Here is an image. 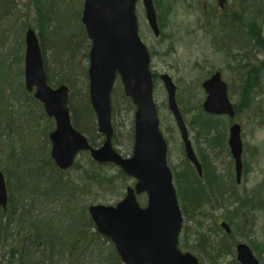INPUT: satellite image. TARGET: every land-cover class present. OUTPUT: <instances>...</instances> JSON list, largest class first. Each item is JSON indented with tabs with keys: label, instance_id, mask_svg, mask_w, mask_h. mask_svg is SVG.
Returning a JSON list of instances; mask_svg holds the SVG:
<instances>
[{
	"label": "rangeland",
	"instance_id": "1",
	"mask_svg": "<svg viewBox=\"0 0 264 264\" xmlns=\"http://www.w3.org/2000/svg\"><path fill=\"white\" fill-rule=\"evenodd\" d=\"M153 5L158 35L141 0L136 8L183 216L179 247L201 264H239L236 246L244 243L264 264V0H227L222 13L216 0H153ZM83 9L84 0H0V171L7 187L6 205H0V264H123L110 240L95 230L88 208L123 200L134 179L93 160L89 151L73 167L58 168L49 138L55 123L25 83L26 39L32 30L48 84L69 90L73 125L94 149L104 144L88 96L91 40ZM255 66L256 84L242 86L240 73L246 78ZM210 70L222 72L234 104L242 97L245 102V115L237 121L240 182L226 146L229 120L203 110L202 83ZM163 76L175 87L197 164L186 156ZM112 92L111 143L128 156L136 109L120 82Z\"/></svg>",
	"mask_w": 264,
	"mask_h": 264
},
{
	"label": "water",
	"instance_id": "2",
	"mask_svg": "<svg viewBox=\"0 0 264 264\" xmlns=\"http://www.w3.org/2000/svg\"><path fill=\"white\" fill-rule=\"evenodd\" d=\"M138 0H85L82 21L93 41L90 53L91 101L98 115L100 131L107 141L100 150H92L87 140L73 129L68 108V89L57 90L47 85L38 39L34 31L27 34L26 86L36 87V98L57 121L51 134L53 158L62 169L73 166L76 155L90 150L99 162H112L135 178V189L116 207L92 206L89 212L99 233L109 237L125 264H199L178 250L182 217L167 166V145L159 130L153 103V77L149 54L138 34L136 3ZM153 29L157 30L152 0H143ZM226 0H219L221 6ZM120 75L127 96L137 107L133 156L124 159L111 146V92ZM169 94V107L182 133L187 156L196 162L187 130L175 100V87L163 77ZM208 93L204 108L211 114L234 117L227 86L219 74L204 84ZM239 125L231 129L229 145L241 167L242 143ZM146 194L147 207L141 208L137 195ZM7 191L0 172V205L5 206ZM225 227V225H223ZM229 231V229L227 228ZM241 264H259L246 245L238 247Z\"/></svg>",
	"mask_w": 264,
	"mask_h": 264
},
{
	"label": "trees",
	"instance_id": "3",
	"mask_svg": "<svg viewBox=\"0 0 264 264\" xmlns=\"http://www.w3.org/2000/svg\"><path fill=\"white\" fill-rule=\"evenodd\" d=\"M252 66H254V65H252ZM258 72H259V68L257 66H255V68H252L249 71V74L247 76H245L246 78H244V72L240 73V75H243L242 77H240L242 86H245L247 88V87H252L253 85H255L257 82V79H258ZM244 103L245 102L243 101V97H242L241 100L239 101V103L235 104L236 118H239V117L245 115V109L242 108L244 106ZM75 235L77 236V234H75ZM74 248H75V246L73 245V249ZM73 254H74V251H73Z\"/></svg>",
	"mask_w": 264,
	"mask_h": 264
},
{
	"label": "flooded vegetation",
	"instance_id": "4",
	"mask_svg": "<svg viewBox=\"0 0 264 264\" xmlns=\"http://www.w3.org/2000/svg\"><path fill=\"white\" fill-rule=\"evenodd\" d=\"M218 10H219V12H224L223 10H224V8H219V6H218ZM224 15V14H223ZM227 15H229V13H227ZM235 15V14H234ZM232 18H233V14H232ZM159 26V25H158ZM159 28H160V26H159ZM160 32V31H159ZM160 36V35H159ZM219 71V70H218ZM217 72V71H216ZM216 72H212V70H210V72H209V76H208V78L207 79H210V77L212 76V74H214V73H216ZM222 73V72H221ZM226 146L229 148V146H228V143L226 144ZM228 153H230V151L228 152ZM231 157V156H230ZM199 171H201L200 169H199ZM240 177H241V175H239V177H237L238 178V181H240ZM222 223V221L220 222V224Z\"/></svg>",
	"mask_w": 264,
	"mask_h": 264
},
{
	"label": "bare ground",
	"instance_id": "5",
	"mask_svg": "<svg viewBox=\"0 0 264 264\" xmlns=\"http://www.w3.org/2000/svg\"><path fill=\"white\" fill-rule=\"evenodd\" d=\"M88 95H89V93H88ZM134 146H135V145H133V147H132V152H134Z\"/></svg>",
	"mask_w": 264,
	"mask_h": 264
}]
</instances>
